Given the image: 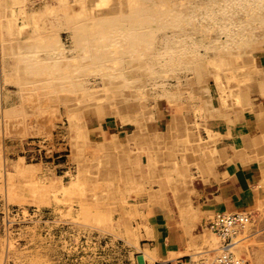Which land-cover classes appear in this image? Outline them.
Returning <instances> with one entry per match:
<instances>
[{
  "label": "rangeland",
  "instance_id": "obj_1",
  "mask_svg": "<svg viewBox=\"0 0 264 264\" xmlns=\"http://www.w3.org/2000/svg\"><path fill=\"white\" fill-rule=\"evenodd\" d=\"M261 52L264 0H0V264L174 261L151 226L200 222L209 151L264 172ZM249 216L232 252L264 264Z\"/></svg>",
  "mask_w": 264,
  "mask_h": 264
},
{
  "label": "crops",
  "instance_id": "obj_2",
  "mask_svg": "<svg viewBox=\"0 0 264 264\" xmlns=\"http://www.w3.org/2000/svg\"><path fill=\"white\" fill-rule=\"evenodd\" d=\"M264 52H261L262 54ZM258 66L264 75V54L257 58ZM256 104L252 109L250 124L253 127L264 125V105ZM258 139V134L252 137ZM249 147L240 146V151L233 157L216 158L214 152L211 155L206 168L192 182L193 191L199 198V221L192 225V229L184 224H178L171 218L155 216L151 226L152 239L160 256L157 262L171 259H191V253L195 249L209 245L206 234H196L195 231L208 225L217 213H246L253 214L259 205H263V192L259 190V184L264 179L259 162L247 159ZM213 153V155H212ZM238 154L239 157H234ZM206 180V181H205ZM183 223V222H182ZM181 225V226H179ZM199 233V232H198ZM204 236V237H203ZM165 258V259H164Z\"/></svg>",
  "mask_w": 264,
  "mask_h": 264
},
{
  "label": "built area",
  "instance_id": "obj_3",
  "mask_svg": "<svg viewBox=\"0 0 264 264\" xmlns=\"http://www.w3.org/2000/svg\"><path fill=\"white\" fill-rule=\"evenodd\" d=\"M251 217L246 213H217L212 221L206 225V229L223 241L220 253L211 261L205 259L192 261L190 258L176 259L163 264H244V261L237 258L232 252V240L237 232L248 225Z\"/></svg>",
  "mask_w": 264,
  "mask_h": 264
},
{
  "label": "bare ground",
  "instance_id": "obj_4",
  "mask_svg": "<svg viewBox=\"0 0 264 264\" xmlns=\"http://www.w3.org/2000/svg\"><path fill=\"white\" fill-rule=\"evenodd\" d=\"M237 1V0H236ZM96 9V8H95ZM208 33V32H207ZM186 71V70H185ZM76 119V118H75ZM233 244V243H232ZM232 249H233V247H232Z\"/></svg>",
  "mask_w": 264,
  "mask_h": 264
}]
</instances>
